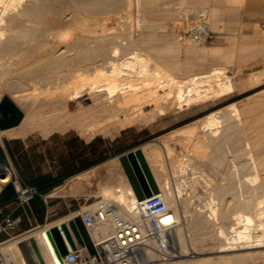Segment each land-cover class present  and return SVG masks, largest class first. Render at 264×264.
I'll return each instance as SVG.
<instances>
[{"label": "bare ground", "instance_id": "obj_1", "mask_svg": "<svg viewBox=\"0 0 264 264\" xmlns=\"http://www.w3.org/2000/svg\"><path fill=\"white\" fill-rule=\"evenodd\" d=\"M161 1L164 0H0V100L4 90L12 93L14 101L23 103L29 98L33 100L29 114L22 123L1 131L0 135L11 139L20 138L26 136L30 129L33 131L36 128H42L44 134L73 128L84 136L92 137L99 133L110 135L113 128L123 129L157 117L177 114L235 93L234 76L218 66L198 74L195 71V74H187L180 79L181 68L176 62L178 57H174L176 53L179 55L180 50L177 47L179 44L175 46L173 41L175 33L167 31V35L159 41L161 43L153 39V34L165 26V21L169 20L167 18L173 16L170 17L172 21L178 18L181 7L185 8L187 17L201 13L200 17L207 21L209 12L197 8L206 0H177L180 7L168 6L165 12L161 11ZM167 1L173 3V0ZM212 1L215 6L209 20L216 24L221 16L227 14L225 6L231 0ZM135 2L139 13L137 25L141 32L138 38L133 39L126 34L127 38L122 36L128 41H119L120 37L114 34L116 29L104 25L105 28H102L101 23L104 21L101 20L113 16L119 25L123 24V19L131 18ZM83 16L93 17L95 24L101 22L97 26L101 25L105 35L92 26H86L88 21L84 24ZM53 19L64 23L63 30L56 32ZM207 26L186 25L181 32L183 39L204 44L210 32ZM88 32L92 35H88ZM165 46L176 52L175 55H172V51V56L165 55ZM213 51L211 55L216 58L215 62H221L220 48ZM186 53L190 63L188 72H192L198 57L204 56L195 57L196 50L191 48H187ZM27 91L33 93L28 94ZM228 112H231L230 117L227 116ZM226 116L240 121V108L232 104L225 111L219 110L207 115L198 126H192L187 140L194 138L197 151L210 143L218 148L224 142L233 140L236 133L232 124L225 126L223 134L217 131V128L222 127L221 117L225 119ZM161 145L169 159L171 153L166 151L165 145ZM260 145L255 151L248 141L244 159L229 160V170L226 168L223 176L224 183L216 185V188L213 185L215 190L209 196L210 203L206 204L208 208H199L190 215V220L186 216L187 207L179 200L185 189L186 175L193 174L190 157L170 163L169 174L161 165L163 151L159 144L152 142L133 152L149 188L154 192H162L178 220L171 234L176 254L166 261L161 258L151 264H215L212 257L198 258L200 254L211 253L219 254L215 258L217 261L226 260L218 264H242L243 259L252 261L264 254V143ZM228 153L232 157V148ZM104 167L107 179L104 178L106 182L100 196L121 213H133L141 201L127 174L120 173L113 161ZM0 168L5 175L3 177L0 174L1 189L3 183L10 181L11 172L1 164ZM98 168H93L91 172L97 173ZM163 177L170 181L163 182ZM82 178L85 179V176ZM229 179L232 180L227 183ZM179 180L181 183H178ZM235 189L238 192L237 198L229 197ZM250 193L259 198L252 199ZM181 205L185 208L184 216L179 210ZM234 206L237 208L232 211ZM64 223L61 221L51 227H39L25 232L6 243L3 252L16 264H28L17 245L34 239L46 264H59L45 232L57 227L69 249L73 250L63 228ZM176 241L178 248L174 244ZM207 247L211 251L213 248L217 250L211 252ZM199 250L202 252L199 253ZM186 257L190 259H184ZM150 258L152 262L155 261L153 254Z\"/></svg>", "mask_w": 264, "mask_h": 264}, {"label": "rangeland", "instance_id": "obj_2", "mask_svg": "<svg viewBox=\"0 0 264 264\" xmlns=\"http://www.w3.org/2000/svg\"><path fill=\"white\" fill-rule=\"evenodd\" d=\"M171 3L172 2L167 0L161 1V11L165 12L167 10L166 7L168 6L173 7V5H175V7H180L179 1L177 0H173V3ZM135 6L131 11V18L123 19V24L119 25V23L116 22L113 16L101 20L104 21L105 24L108 23L107 25H105L103 22L99 23H101L102 26L104 25L106 28L109 27L116 29L114 34L115 36L117 35L120 37L119 41H128L126 39L128 35L133 39L138 38L137 36H139L141 30L137 25V15L139 13L137 11L138 5L136 4V2ZM214 6L215 5L212 0H206L205 2L197 6V8L206 9V11L209 12V17L207 20L208 24H210L209 26H207L208 24L206 19L203 20V18L200 17L201 13H196V15H190L187 17V15L185 14V8L181 7L179 8L178 18L174 16L176 19L174 18L175 20L173 21V16H170L172 17L171 19L170 17L167 18L169 20L166 19L167 21H165V26L158 28L155 31L156 34H153V39L157 40L156 43H161L159 41H162L163 37L166 36L168 32H172L173 34L175 33L173 41L174 43H176L175 46L179 44V46H177L180 49L178 52L179 55L173 50L168 49V47L166 46L165 48L167 50H165V55L170 57L171 51L173 56L176 53V56L174 57H178L176 59V62L178 65H180V70L183 71H179L180 79L185 78L187 74L193 75L196 72L197 74L207 72L215 66H218L225 69L226 72H229V75L234 76L233 83L236 87L235 93L224 98L193 106L190 109H185L184 111H181L177 114L157 117L154 120H148L144 123L134 124L123 129L113 128L111 130V133H113L110 135L99 133L92 137L84 136L81 135L78 130L73 128L65 131H53L49 134H44L42 128H36L33 129V131L30 129L26 136L13 139L0 135V143L3 145L5 140H14L19 142L24 141L29 146L30 151L28 153V157L32 160V166L35 170V176L51 174L53 175V179L59 184L46 195L48 196V205L43 223H40L38 221V218L30 212L29 208L20 209L15 212V214L17 212H20V214H22V222L17 227L15 234L21 235L22 233L39 227H51L61 221L67 222L68 220L74 218L75 214L83 207L90 206L102 200L103 198L100 196V191L101 188L105 185L106 180L104 178H106L107 176L104 167L105 164L112 161L115 162L117 168H119L118 171L126 175L120 158L122 156H127L128 154L133 153L135 150L141 148L142 146L152 142L159 144V146L161 147V151H163L161 152L162 163H159H161V165L168 171L169 174L170 163L177 162L184 157H190L193 174L186 175L187 179L185 180V189L183 194L179 197V200L184 202L183 205L185 206V208L187 207L186 216H188L189 220L190 218H192L190 217V215H192V213L194 214L199 208H204L203 210H205V208H208L207 205L210 203V194L213 193L216 185L218 186L221 183H224L223 176L226 173L227 169L229 170V160L244 159L245 145L248 141L252 144V148L255 151L259 149L260 144L262 145L264 143V0H243V2L242 0H231V2H228L225 6L227 14L225 13L223 15L224 17L221 16V19H219L216 24H213V22L209 20L211 19L210 14L214 9ZM230 10L231 12H229ZM231 16L233 17V19ZM83 18H85L86 20ZM230 18L232 22L229 20ZM82 20H84V24L88 21L86 26H92L93 29L95 28V30H97L100 34L105 35L102 29L105 27L103 26L102 28H100L101 25L97 26L99 23L95 24V19L93 17L83 16ZM91 21L94 22V25H92L93 23ZM52 22L55 23L53 24L56 32H60L61 30H63L64 23H59L58 20L54 19L52 20ZM188 24H196L197 26H202L204 24V26L209 27V36L207 37L204 44H196L190 41H185V39H183V34H181V32ZM171 26H173V28ZM177 26L179 28L176 30L175 28ZM124 28L126 30H124ZM87 34L92 35V33L90 32H88ZM122 35H125L124 37H126V40H124ZM155 36L156 38H154ZM76 38L77 37H75L73 41H75ZM217 47L221 50L220 56L222 58L219 56L221 62H215L216 58L211 55L214 52L213 50ZM187 48L196 50L197 55L195 54V57H198V55L204 56L203 58L198 57L199 59L197 63L193 64L192 72H188L190 63L188 55L186 53ZM197 52L201 53L198 54ZM201 66L204 67L201 68ZM194 67L196 68V70ZM27 93L30 94L33 93V91H27ZM5 97H9L21 109L25 116L29 114L28 112L32 107L33 101L31 98L24 100L23 103L22 101H14L12 93L8 90H4L1 93L0 103ZM232 104H235L240 108L241 120L234 121V117H232V119L227 118V116L230 117L231 113L228 112L225 118L227 120L221 117L223 121L222 127L217 128V131L219 130L218 132H222L223 134L225 126L227 124H232L236 133L235 138L237 139L235 140L234 138L233 140H228L224 142L223 146H220L218 148L214 145H210V143L201 151H197L194 147V138L187 140L189 136L188 131L192 128V126H198L203 118H205L207 115L219 110L225 111ZM74 109L75 105H73L72 107V110ZM1 117L2 115L0 113V118ZM237 132L240 133L238 134ZM162 139L164 143L162 142ZM19 142L13 144V147L15 149H18L20 147L21 144ZM84 142H87V145H85ZM161 144L165 145L167 149L166 151H168V153H171L169 159L167 158L166 152ZM231 148L233 152L232 157L228 153L229 150L231 151ZM85 155L86 157H90L91 161L99 159L102 155L106 159L104 162L86 171L71 176L68 175L67 167L69 166V164L75 165V168L80 167L86 161ZM163 156L165 159L163 158ZM96 167H99L98 172L92 173L91 170ZM12 168L13 169L8 168L11 173H13L14 170L16 171L14 166H12ZM83 175L85 176V179L82 178ZM168 176V178H170V175ZM165 178L166 177H163V182H166L167 180L170 181L169 179L166 180ZM231 180L232 179H229V181L227 180L226 182L230 183ZM226 182L225 185H227ZM7 183L3 184L8 185ZM178 183H181V180H179ZM213 185L215 186V188ZM2 188L4 189L5 186H3ZM250 194V197H252V199L254 200H257L259 198L258 195H255L253 193ZM228 196L237 198V190H232V192ZM235 200L238 202V199ZM183 205L179 207L182 216H184L183 211L185 210ZM233 208L232 211L236 210L237 207L235 208L234 206ZM14 209V205L10 207L11 211ZM206 212L208 213V211ZM174 244H176L178 248L177 241ZM27 246L29 252L34 257L30 244L27 243ZM17 247L25 258L20 245H17ZM215 249L216 248H213V250L211 251V248L207 247V250H210L211 252H216L217 249ZM198 252L200 253L202 251L199 250ZM169 253L171 255H175L176 251L174 249L169 250ZM218 255V253H211L210 255L200 254L198 255V258L212 257V260L215 264H218L217 262L224 263L226 261L225 259H219L218 261L215 259ZM184 259L190 258L186 257ZM43 261L45 260L43 259ZM249 261L250 260L243 259L242 264H264V254L260 256L258 255L257 258L252 260L253 262Z\"/></svg>", "mask_w": 264, "mask_h": 264}, {"label": "built area", "instance_id": "obj_3", "mask_svg": "<svg viewBox=\"0 0 264 264\" xmlns=\"http://www.w3.org/2000/svg\"><path fill=\"white\" fill-rule=\"evenodd\" d=\"M0 174L3 176L2 171ZM7 184L14 187L16 198L14 210L7 211L5 207H0V236L5 238L0 241V264H16L3 252L6 243L24 234H15L22 222V216L15 217V212L29 208L38 196L48 205V196L40 194L34 187L24 185L12 173ZM2 190L3 188L0 189ZM150 191L151 195L141 201L133 213L126 215L103 199L93 206L79 210L75 215L81 217L94 252L86 245H77L75 250L69 249L68 254L63 257V263L151 264L161 258L163 261L171 258L169 250L174 249L171 234L177 227L178 220L168 207L162 192ZM151 254L155 258L153 262Z\"/></svg>", "mask_w": 264, "mask_h": 264}, {"label": "water", "instance_id": "obj_4", "mask_svg": "<svg viewBox=\"0 0 264 264\" xmlns=\"http://www.w3.org/2000/svg\"><path fill=\"white\" fill-rule=\"evenodd\" d=\"M0 113L2 115L0 118L1 131L19 126L25 117L21 109L9 97H5L1 101ZM120 161L123 164L128 179L139 200L143 201L145 198L149 197L151 195V191L143 173L140 171L137 160L135 159V155L130 153L127 156H122ZM0 164L3 165L2 163ZM4 176L5 175L3 174V177ZM63 228L71 242L73 250L76 249L77 245H86L91 252H94L93 245L88 236L87 230L83 225L81 217L76 216L68 220L63 224ZM45 235L53 249L58 263L64 264L63 257L68 254L69 246L67 245L61 231L57 227H53L52 229L47 230ZM27 243L30 244L34 257L29 252ZM20 248L23 251L26 260L28 261V264H35V262L44 264L34 240L21 243Z\"/></svg>", "mask_w": 264, "mask_h": 264}, {"label": "trees", "instance_id": "obj_5", "mask_svg": "<svg viewBox=\"0 0 264 264\" xmlns=\"http://www.w3.org/2000/svg\"><path fill=\"white\" fill-rule=\"evenodd\" d=\"M18 142L19 141H5V145L8 154L10 155L13 161L19 180L24 185L36 188L40 194L47 195L55 187L59 185L58 182L53 179V175L51 174L35 176V170L33 169L31 158L28 157V154L26 152L21 153L22 149L24 148L22 142H19L21 145L18 149H15L13 147V144ZM105 159L106 158L102 155L99 159L95 161H91L90 157L87 156L85 163L80 167L75 168L74 167L75 165L69 164V166L67 167L68 175L71 176L86 171L104 162ZM0 163H2L4 166L7 167L9 166V161L1 146H0ZM15 198H16V193L12 184L6 185L5 188L0 193V207H5L10 203L15 202ZM29 210L33 215H35L38 218V221L40 223L44 222L47 205L39 196L36 197L35 200L31 203V208H29ZM20 215L22 214H20V212H17L15 214V217ZM4 239H5L4 237L0 236V241Z\"/></svg>", "mask_w": 264, "mask_h": 264}, {"label": "crops", "instance_id": "obj_6", "mask_svg": "<svg viewBox=\"0 0 264 264\" xmlns=\"http://www.w3.org/2000/svg\"><path fill=\"white\" fill-rule=\"evenodd\" d=\"M251 75H252V74H251ZM251 75H250V77H251ZM5 141H14V140H5ZM5 141H4V145L0 143V146H1L2 149L4 150V152H5L6 156H7V159H8V161H9V166H8V167L6 166V167H7V168H11V169H13L12 166H14V164H13V161H12V159H11L10 155L8 154L7 149H6ZM22 144H23L24 148L22 149L21 153H22V152H26V153L28 154L29 146H28L24 141L22 142ZM84 144L87 145V142H84ZM31 148H32V147H31ZM17 156H18V155H17ZM85 157H86V155H85ZM80 159H81V153H80ZM12 174L15 175L16 177H18V176H17V171L14 170V172H13ZM13 205H14V202H13V203H10V204L7 205V206H5V209H6L7 211H10V207L13 206ZM29 208H31V206H30Z\"/></svg>", "mask_w": 264, "mask_h": 264}]
</instances>
